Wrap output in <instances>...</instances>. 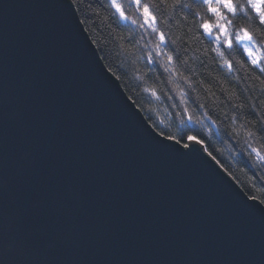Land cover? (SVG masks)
Wrapping results in <instances>:
<instances>
[{
	"label": "water",
	"instance_id": "obj_1",
	"mask_svg": "<svg viewBox=\"0 0 264 264\" xmlns=\"http://www.w3.org/2000/svg\"><path fill=\"white\" fill-rule=\"evenodd\" d=\"M70 3L0 0V264H264V205L152 128Z\"/></svg>",
	"mask_w": 264,
	"mask_h": 264
},
{
	"label": "trees",
	"instance_id": "obj_2",
	"mask_svg": "<svg viewBox=\"0 0 264 264\" xmlns=\"http://www.w3.org/2000/svg\"><path fill=\"white\" fill-rule=\"evenodd\" d=\"M119 2L124 4L126 14L139 22L133 24L120 20L119 15L111 8L110 0H79V9L73 4L106 68L118 79L127 96L156 132L162 136L166 133L179 137L186 128H196L198 131L194 134L202 140L199 145L207 153H212L211 157H215L214 160L250 198L264 205V165L257 164L256 157L249 148V144L258 149L264 145V131L261 130L264 129V122L259 121L256 115L264 113V104L261 103L264 101V93L261 91L264 84L260 83V80L264 79V74L253 68L244 48H237L235 54L247 65V69L239 68L231 60L230 56L234 53L232 51L228 53V50L233 47L222 49L233 65V69L228 70L219 57L212 60V57H215L214 52L205 55L209 47L216 46L213 38L206 35L202 37L203 47L189 45L187 38L183 42L179 41L175 30L167 31L161 27L160 21L166 13L153 9V14L157 17V27L164 32L167 40L161 45L162 52L172 57L171 63L175 71L165 72L160 60L167 56L157 55L155 52L152 53L151 69L162 77L170 74L179 78L183 74L191 87L185 85L183 80H178L179 87L185 92L186 103L180 104V97L176 95L174 101L165 100L163 103L152 105L153 111L146 114V109L137 98L135 87L126 80L128 60L119 44L124 34L129 36L128 41H123L125 44L143 41L144 46H150L159 39L151 29L139 27V24L143 23V18L136 11L135 5L126 3V0ZM142 2L149 3L151 8L153 4H160L161 0ZM170 2L171 0H164V4ZM161 8L163 9V5ZM184 11L190 12L191 9ZM174 23L175 21L170 18L169 26ZM123 30L128 33H124ZM200 31L203 32V29ZM232 31L235 32V29ZM213 34L214 36L218 34L217 30H213ZM174 36H177L178 40L175 44L172 42ZM117 52L121 54L117 55ZM261 52L264 53V49H261ZM240 105L243 107H239ZM185 109L194 119L202 120L203 124H188ZM206 116L208 118H205ZM181 120L185 122L182 124ZM225 125L235 128V134L229 136L226 142L223 133ZM249 132L255 133V139L249 137ZM184 143L190 145L194 142L185 140Z\"/></svg>",
	"mask_w": 264,
	"mask_h": 264
},
{
	"label": "clouds",
	"instance_id": "obj_3",
	"mask_svg": "<svg viewBox=\"0 0 264 264\" xmlns=\"http://www.w3.org/2000/svg\"><path fill=\"white\" fill-rule=\"evenodd\" d=\"M161 5H163V9ZM153 6L158 12L166 13L160 21L161 27L167 31L175 30L179 41L183 42L187 38L189 45L203 47L204 40L202 37L205 35L213 38L215 44L213 31L212 34L205 32L203 25H212L213 30H217L218 32L217 25H224L231 21L230 31L233 29L235 31L241 28L246 29L259 44L260 49H264V23H261V14H258L254 10L249 0H234V12L226 8L220 0H171L170 3L153 4ZM185 9H191V11L186 12L184 11ZM170 18L175 21L171 27L169 26ZM201 29H203V32L200 31ZM123 32L128 33L125 30ZM128 39L129 36L127 34L122 35V42L119 44V48L128 60L126 80L135 87L137 98L140 99L142 107L146 109V114H150L153 111L152 105L163 103L165 100L174 101L176 95L180 97V104L186 103L185 92L179 87L178 80H183L184 84L188 87H191V85L188 84V79L183 74L179 78L173 77L170 74L162 77L151 69V64L148 62V54L150 52L154 53L153 48L159 41H154L150 46H144L143 41H137L135 44L129 43V46V44L123 43V41H128ZM177 41V36H174L172 42L175 44ZM215 48L216 46L209 47L205 52V55L215 53V57H212L213 61L217 57L214 51ZM237 48L243 49V46L234 41L233 48L228 50V53L229 51L234 53L230 56L231 60L239 68L247 69V65L242 63L238 55L235 54ZM120 54V52H117V55ZM221 61L223 62V60ZM160 64L164 68V71L167 72L165 70L167 66L166 57L161 58ZM177 71H179V68H177ZM254 78L259 79V77ZM181 93H183L184 102H182ZM142 97L143 99H141ZM176 106L178 107L179 104ZM223 133L226 137V142L229 136L235 134V128L231 125H225ZM253 139H255V133H253ZM260 151H264V145H261Z\"/></svg>",
	"mask_w": 264,
	"mask_h": 264
},
{
	"label": "snow or ice",
	"instance_id": "obj_4",
	"mask_svg": "<svg viewBox=\"0 0 264 264\" xmlns=\"http://www.w3.org/2000/svg\"><path fill=\"white\" fill-rule=\"evenodd\" d=\"M221 3L224 4L226 8H228L230 11H235L233 4L234 0H220ZM126 3L135 5L136 11L140 14V16L143 18V23L139 24V27L142 29H151V32L155 33L158 36L159 43L156 44L153 48V51L157 55L167 56V66L165 67L166 71H175L171 61L172 57L168 56L167 53L162 52L161 45L165 44L167 42L165 34L163 31H161L157 27V17L153 14L154 6L152 5L150 8L149 3L142 2V0H126ZM161 3H164V0H161ZM249 3L252 5L254 10L261 14V23H264V0H249ZM73 4L76 5V7L79 9L80 4L79 0H72L70 5L73 8ZM111 8L115 10V14L119 15L120 20H123L125 22H130L133 24L137 23V20L125 12V6L119 0H110ZM147 26V28H145ZM218 28V34L214 36V41L216 44L215 52L217 54V57H219L221 60H223L226 68L228 70L233 69L232 63L226 58L225 52L222 50L224 48L230 49L233 47L234 41L236 43L242 44L243 48L245 49V52L247 54V57L249 61L251 62L254 69H258L259 73L264 74V53L261 52L260 47L258 46V43L253 39L250 32H248L246 29H239L235 32L230 31L231 27V21H229L227 24L224 25H217ZM203 29L205 32L212 34L213 26L209 24L203 25ZM152 53L150 52L148 54V62H152ZM260 79V77H259ZM261 84H264V79L260 80ZM262 93H264V89H261ZM182 102L183 100V93H181ZM264 104V101L261 102ZM239 107H243V105H240ZM255 107V106H253ZM185 115L187 117V123L191 125H197V124H203L202 120L194 119L192 115L188 114V110H184ZM255 114V113H254ZM257 119L261 122H264V113L262 114H256ZM205 118H208L207 116ZM185 121L181 120V123L183 124ZM264 131V129H261ZM196 128H186L184 131L181 132L180 136L177 137L175 135H169L164 134L165 140L174 141V144H169L173 148H175L177 151H181V148L179 146L182 145L183 149H186L187 151H182L185 154H191L194 153L196 150L193 147H190L189 143H184L185 140L189 142H194L196 145H199L202 143L201 139L197 138V135L194 133H197ZM249 137L253 138V133H248ZM249 148L252 154L256 157L257 164L264 165V153L260 151L257 147L252 146L249 144ZM209 156L212 155L211 152L208 153ZM213 159L215 157L213 156ZM253 205L259 207L257 204L252 203ZM262 210H264V207H259Z\"/></svg>",
	"mask_w": 264,
	"mask_h": 264
},
{
	"label": "rangeland",
	"instance_id": "obj_5",
	"mask_svg": "<svg viewBox=\"0 0 264 264\" xmlns=\"http://www.w3.org/2000/svg\"><path fill=\"white\" fill-rule=\"evenodd\" d=\"M245 50V49H244Z\"/></svg>",
	"mask_w": 264,
	"mask_h": 264
}]
</instances>
